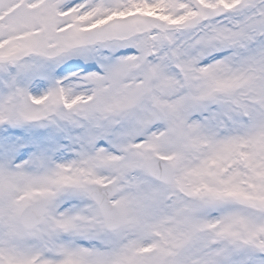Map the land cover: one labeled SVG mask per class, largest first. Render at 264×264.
Listing matches in <instances>:
<instances>
[{
    "label": "rangeland",
    "instance_id": "obj_1",
    "mask_svg": "<svg viewBox=\"0 0 264 264\" xmlns=\"http://www.w3.org/2000/svg\"><path fill=\"white\" fill-rule=\"evenodd\" d=\"M0 264H264V0H0Z\"/></svg>",
    "mask_w": 264,
    "mask_h": 264
},
{
    "label": "water",
    "instance_id": "obj_2",
    "mask_svg": "<svg viewBox=\"0 0 264 264\" xmlns=\"http://www.w3.org/2000/svg\"><path fill=\"white\" fill-rule=\"evenodd\" d=\"M146 167L148 171L158 180L164 183H171L172 180V173L171 168L169 165L165 163L164 160L159 158H153L151 160L146 161ZM90 190H93V194L96 195L99 204L102 206L101 211L106 216L109 214L110 216H115L114 210L112 208H108V204L106 203V196H107V188H95L90 187Z\"/></svg>",
    "mask_w": 264,
    "mask_h": 264
}]
</instances>
